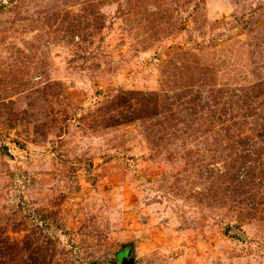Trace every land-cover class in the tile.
Segmentation results:
<instances>
[{"label": "rangeland", "instance_id": "rangeland-1", "mask_svg": "<svg viewBox=\"0 0 264 264\" xmlns=\"http://www.w3.org/2000/svg\"><path fill=\"white\" fill-rule=\"evenodd\" d=\"M264 264V0H0V264Z\"/></svg>", "mask_w": 264, "mask_h": 264}, {"label": "water", "instance_id": "water-1", "mask_svg": "<svg viewBox=\"0 0 264 264\" xmlns=\"http://www.w3.org/2000/svg\"><path fill=\"white\" fill-rule=\"evenodd\" d=\"M133 263H134V257L128 256L124 264H133Z\"/></svg>", "mask_w": 264, "mask_h": 264}]
</instances>
